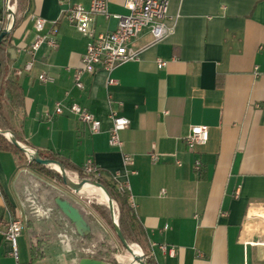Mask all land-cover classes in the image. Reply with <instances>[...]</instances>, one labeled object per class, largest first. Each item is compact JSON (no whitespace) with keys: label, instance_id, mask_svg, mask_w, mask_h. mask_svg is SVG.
Here are the masks:
<instances>
[{"label":"crops","instance_id":"0c3cea01","mask_svg":"<svg viewBox=\"0 0 264 264\" xmlns=\"http://www.w3.org/2000/svg\"><path fill=\"white\" fill-rule=\"evenodd\" d=\"M125 1L109 0L111 17H95L97 32L116 30L114 16L129 14ZM90 3L70 0L85 9ZM68 7L60 0L17 4L8 78L21 85L24 105L12 110L7 104L5 113L23 144L41 156L60 155L75 168L91 160L105 179L128 186L144 232L142 246L156 264H264V0H170V36L152 45L145 29L132 43L142 50L140 60L114 70L116 85L108 86L107 73L98 69L82 75V88L75 73L89 39L65 18ZM4 11L0 0L6 24ZM33 16L46 20L43 34L56 24L58 47L41 46L32 71L18 76L16 71L32 60L25 49L37 36ZM158 59L168 66L159 70ZM42 74L54 82L42 83ZM59 102L86 109L101 122V132L93 135L68 111L57 115ZM113 112L129 120L120 131L121 149L109 145ZM195 126L207 127L208 141L190 149L185 139ZM42 186L98 217L81 196L33 170L27 158L0 150V207L5 209L0 264H30L35 231L48 240L45 257L36 264H79L86 258L76 229L45 202ZM16 219L24 225L18 260L3 236Z\"/></svg>","mask_w":264,"mask_h":264},{"label":"built area","instance_id":"2783aa9c","mask_svg":"<svg viewBox=\"0 0 264 264\" xmlns=\"http://www.w3.org/2000/svg\"><path fill=\"white\" fill-rule=\"evenodd\" d=\"M63 3L69 4L65 11V18L73 25L77 31L84 37L89 39L86 53L83 56V65L76 70L75 82L78 88H82L81 77L84 73H95L98 69L104 70L108 75V86L117 84L116 80L111 77V74L119 66L129 62H136L140 60L141 49H134L132 47L133 41L147 29L152 36V45H156L164 41L172 33V29L167 26L168 10L170 0H126L125 7L128 10V15L114 16L118 20V26L115 31L109 33L97 32L94 27L95 17L98 15L110 18L108 11L109 0H91L90 7L85 9L81 5H72L70 0H60ZM17 0H5L6 24L3 23L0 15V33L4 28L11 27L13 23V16L10 11L14 12L16 18ZM32 20L35 24L37 36L29 49H25L26 53L32 58L23 69L17 70L16 75L20 76L24 72H30L33 68V60L35 53L46 45L50 49L58 47L57 34L58 29L54 23L47 34H43L47 22L45 19L33 16ZM168 61L158 59L157 68L162 70L168 66ZM39 80L44 84L54 82V79L48 75L42 74ZM68 111L74 115L79 122L90 126V131L93 135L99 134L102 130V124L86 109L78 104L71 103L63 105L61 102L56 104L55 113L62 115ZM110 119L112 127L109 132V145L112 148L121 149L122 141L120 138V131L129 125V120L117 113H111ZM208 141V129L205 126H195L191 130V134L185 139L188 148L192 149L195 145H205ZM126 163H132V158L125 156ZM196 170L201 169V163L196 161ZM84 170L87 174H95L97 166L91 160H88L84 165ZM120 190L128 191V186H120ZM24 229L23 222L19 219L11 221L3 236L10 244L12 251L11 256L18 260V240ZM134 248L141 250L138 245ZM163 250L166 247H162ZM169 253L174 256V249H170Z\"/></svg>","mask_w":264,"mask_h":264},{"label":"trees","instance_id":"16d2710c","mask_svg":"<svg viewBox=\"0 0 264 264\" xmlns=\"http://www.w3.org/2000/svg\"><path fill=\"white\" fill-rule=\"evenodd\" d=\"M24 2L25 0H17L19 8L23 7ZM9 36L6 37L0 45V131H11L15 134L16 139L20 143H24L22 138L17 133H15V130L5 113V106L7 104L11 107L12 110H19L24 105V93L21 85L17 80L8 78L7 47ZM0 150L12 151L16 155L27 158L20 149L14 146L1 133ZM42 157L58 161L67 170L72 171L81 179L96 181L102 184L107 189L115 203V213L120 229L127 243L129 245H143L144 232L142 227L138 224L136 216L134 214V210L131 206L130 193L126 190H120V185L117 181H115L113 178L110 180L105 179L102 176V171L98 167L95 174H87L84 170V166L82 168H75L68 162H66L60 155H42ZM29 166L36 172L55 179L59 183H63L61 175L58 172H55V170L46 166H42L35 162H29ZM79 183L80 185H83L80 181ZM91 187L97 186L89 183L86 184L83 189L87 190ZM41 190L44 195L45 202L58 210L55 204V198L58 196L57 192L45 186H42ZM92 208L98 215V217L94 216L93 214L82 212L84 219L87 221L91 228V232L86 237H81L77 234V246L79 247L82 255L86 258L103 261L108 264H119L117 261V255L119 252L118 246L108 237L99 221L103 220L114 230L110 209L106 204L93 205ZM4 213L5 209L3 207H0V223L4 220ZM69 223L75 228L74 224L71 221H69ZM28 225L30 226L31 222H29ZM47 241L48 240H46L45 237L39 235L36 231L32 234L30 264H36L38 261L42 260L45 257L44 246ZM128 259H130L132 262H135L133 255L131 254H129ZM145 263L156 264L154 260L147 255ZM135 264L137 263L135 262Z\"/></svg>","mask_w":264,"mask_h":264},{"label":"water","instance_id":"95a60500","mask_svg":"<svg viewBox=\"0 0 264 264\" xmlns=\"http://www.w3.org/2000/svg\"><path fill=\"white\" fill-rule=\"evenodd\" d=\"M10 14L13 16V23L11 27H7L4 28L2 30V32L0 33V45L1 43L4 41V39L6 37H8L15 25L16 22V18L14 15V12L10 11ZM0 133L7 139L9 140L14 146H16L18 149L21 150V152H23L28 161L29 162H35L37 164H40L42 166H46L49 167L53 170H55L56 172H58L62 179H63V183L70 188L71 190H74L76 192H79L80 190L75 189L73 187L70 186L69 182H68V177H67V173L71 176H76L75 174H73L72 172H70L69 170H67L62 164H60L58 161L54 160V159H49V158H43L36 150L27 147L25 145H23L22 143H20L17 139L16 136L13 132L11 131H0ZM58 166L60 167L62 170L58 171L56 170L54 167ZM76 179L78 181L81 182V184H95L99 187H101L105 194H106V202H107V206L110 209L111 212V216H112V221H113V225H114V232L117 236V238L119 239L120 243L122 244V246L127 250V252L131 255H133L134 260L138 263V264H146L145 263V255L139 251L134 249V245H129L126 241V239L124 238L122 231L120 229L119 223H118V219L115 213V203L113 201V199L111 198L109 192L107 191V189L100 183L96 182V181H91V180H87V179H81L78 176H76ZM55 204L56 207L58 208V210L69 220L71 221L76 229V232L78 235H80L81 237H86L87 235L90 234L91 232V228L89 226V224L87 223V221L84 219L82 212L80 211L79 208H77L76 206H74L71 202H69L68 200L64 199L61 196H57L55 198ZM79 264H108L106 262L103 261H99V260H95L92 258H82L79 261Z\"/></svg>","mask_w":264,"mask_h":264},{"label":"rangeland","instance_id":"374dc122","mask_svg":"<svg viewBox=\"0 0 264 264\" xmlns=\"http://www.w3.org/2000/svg\"><path fill=\"white\" fill-rule=\"evenodd\" d=\"M23 144V143H22ZM24 145V144H23ZM23 159L25 158V157H22ZM28 160V159H27ZM56 172V171H55ZM68 174V173H67ZM68 176H69V178H70V176L71 175H69L68 174ZM77 176V175H76ZM76 176H71L72 178H73V180H74V182L76 183V184H74L73 182H71V184L74 186V187H76V188H80V183H79V181L76 179ZM61 185H63V187H64V189L65 190H67L68 192H72L73 194L75 193V194H77L78 196H81V198H82V201H84L85 203H86V206L88 207V208H92V206L93 205H103V204H106L105 203V200H104V198H103V196L99 193V192H97V191H95V190H92V187L91 188H89V189H87V190H85V189H81L79 192H76V191H74V190H71L70 188H68L64 183H60ZM107 205V204H106ZM93 209V208H92ZM106 228H107V231H109L110 232V235L112 236V238H114V240H116V242H117V246H118V250H119V252H118V255H117V261H118V263L119 264H135V262L133 261H131L130 259H128V257H129V253L127 252V250L122 246V244L120 243V241H119V239L117 238V236H116V234H115V232H114V230L108 225V224H106ZM106 233V232H105ZM107 234V233H106ZM108 235V234H107ZM108 237H109V235H108ZM140 248H141V250H142V253L145 255V259H146V250L143 248V246H140V245H138Z\"/></svg>","mask_w":264,"mask_h":264},{"label":"bare ground","instance_id":"6f19581e","mask_svg":"<svg viewBox=\"0 0 264 264\" xmlns=\"http://www.w3.org/2000/svg\"><path fill=\"white\" fill-rule=\"evenodd\" d=\"M56 170H62L60 167H58V166H55L54 167ZM67 177H68V182H69V184H70V186L71 187H73V188H75V189H78V190H81L82 188H84V186L86 185V184H84V185H80V188H76V187H74L72 184H71V182H73L74 184H76L75 182H74V180H73V178L70 176V178H69V176H68V174H67ZM71 181V182H70ZM95 185V184H94ZM97 186V185H96ZM99 186H97V187H92V190H95V191H97V192H99L102 196H103V198H104V200H105V203L107 204V202H106V194H105V192H104V190L101 188V187H99ZM134 249H136V248H134ZM136 250H138V249H136ZM140 251V250H139ZM134 258V257H133ZM136 262V261H135ZM137 263V262H136ZM138 264V263H137Z\"/></svg>","mask_w":264,"mask_h":264}]
</instances>
